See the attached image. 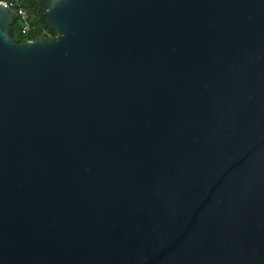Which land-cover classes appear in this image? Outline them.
Wrapping results in <instances>:
<instances>
[{"label":"water","instance_id":"obj_1","mask_svg":"<svg viewBox=\"0 0 264 264\" xmlns=\"http://www.w3.org/2000/svg\"><path fill=\"white\" fill-rule=\"evenodd\" d=\"M0 1V264H264V0Z\"/></svg>","mask_w":264,"mask_h":264},{"label":"trees","instance_id":"obj_2","mask_svg":"<svg viewBox=\"0 0 264 264\" xmlns=\"http://www.w3.org/2000/svg\"><path fill=\"white\" fill-rule=\"evenodd\" d=\"M46 0H23V4L29 9L30 27L25 29L22 25V19L16 16L12 23V34L20 42L28 39H35L41 35L55 37L57 30L50 28L46 22V16L43 11V4Z\"/></svg>","mask_w":264,"mask_h":264},{"label":"built area","instance_id":"obj_3","mask_svg":"<svg viewBox=\"0 0 264 264\" xmlns=\"http://www.w3.org/2000/svg\"><path fill=\"white\" fill-rule=\"evenodd\" d=\"M2 1V0H0ZM13 2L16 7L19 8V17L22 19V25L24 26L25 29H28L30 27V22H29V9L26 5L23 4V0H9Z\"/></svg>","mask_w":264,"mask_h":264}]
</instances>
